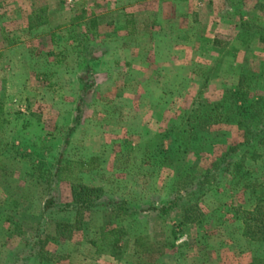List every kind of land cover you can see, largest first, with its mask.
<instances>
[{
	"label": "rangeland",
	"instance_id": "1",
	"mask_svg": "<svg viewBox=\"0 0 264 264\" xmlns=\"http://www.w3.org/2000/svg\"><path fill=\"white\" fill-rule=\"evenodd\" d=\"M170 1L166 8L155 2L154 9L168 14L163 24L162 15L152 19L158 30L151 40L145 29L134 37L124 28L126 15L147 10L145 0H0V264L12 263L25 249L27 254L37 230L42 240L56 236L57 216L44 213L43 204L58 193L69 196L70 186L40 183L38 165L63 151L69 158L102 154L107 194L125 197L141 210L162 205L179 191L183 198L167 215L149 210L116 223L126 230L120 260L110 252L92 256L91 240L101 223L94 211L64 248L71 254L46 264H264V242L245 238L241 213L254 208V191H264V146L256 145V155L251 154L239 146L245 137L237 124H211L192 113L201 109L200 101L222 100L241 75L251 80L252 95L264 94V42L259 39L264 0ZM81 15L83 20L72 21ZM39 16L48 22L37 25ZM139 20L147 18L140 14ZM251 36L256 37L250 41ZM123 41L129 43L124 50ZM151 42L157 59L167 53L163 44L180 58L163 76L169 97L151 102L149 113L139 119L141 124L148 116L149 122L136 130L115 114L95 115L118 105L107 93L135 88L132 51ZM105 54L109 57L102 59ZM87 65H95V72H87ZM83 95L81 118L88 126L67 145ZM173 129L186 147L169 153L175 137L162 134ZM233 145L240 150L227 160L226 170L223 155ZM241 160V167L232 165ZM208 169L217 179L203 190L196 185ZM95 175L90 177L97 180Z\"/></svg>",
	"mask_w": 264,
	"mask_h": 264
},
{
	"label": "trees",
	"instance_id": "2",
	"mask_svg": "<svg viewBox=\"0 0 264 264\" xmlns=\"http://www.w3.org/2000/svg\"><path fill=\"white\" fill-rule=\"evenodd\" d=\"M39 18L41 20L38 21L37 25H44L48 22L47 17L39 16ZM83 19L84 16L81 15L73 18L72 21H81ZM93 24H96V21H93ZM253 37L255 38L256 36H251V38H249L250 41H252ZM259 39L261 42H264V31L259 32ZM86 71L92 73L95 72L91 65H87ZM85 79L86 76L79 77L80 82H84ZM250 82L251 80H248L246 76L241 75L237 87L226 89L222 100L216 103L200 101L202 104L201 109H194V112L192 113L195 115V118L199 117V120L209 119L211 124H237V126L244 131L245 137L244 143L239 146L246 147L249 150V153L256 155L257 152L254 149L255 146H264V94L252 95L250 88L252 87V83ZM245 87L246 89H244ZM84 88H86V85ZM88 94H90V90L85 93V95ZM85 95L79 98L75 124L69 129V134L65 141L66 144L69 143L70 136L80 123L82 103L85 101ZM0 110H2L1 106ZM175 131H178V129H173L162 134L163 138H172V136L175 137L172 140L173 145L171 150H169V153H172V151H175L177 148H182V146L186 147L181 142L180 133L178 135ZM176 134L178 137H176ZM177 139H179V141ZM239 146H231L227 153L223 155V161H226L227 164L226 170H229V167L231 166V162L227 160L239 152ZM97 162L98 158H92L88 162L69 160L64 151L62 153H58L57 155H53L52 160L49 162L42 161V163L38 165L39 173L41 172L38 175L39 182L43 184L42 180H46V183L50 182V186L52 184V186H54L57 181L69 182L72 184L73 194L72 203L59 207H56L55 198L49 197L43 204V211L44 213H52L56 211L73 212L75 215L73 223L67 220L56 222V237L63 240L71 239L75 230L82 229L83 221L87 216V213L94 211L97 212L101 215V223L98 225L99 235L96 239L91 240V243L96 247L97 254L110 252V255H112L115 259L120 260L119 258L122 250L126 247V243H122V236L126 234V230L121 229L119 227L120 225L117 224H119L121 220L126 217L137 219L140 217V214L148 212L149 210L167 215L181 203V199L183 197L180 193L181 191L176 192L174 198L170 196L166 200H163L162 205L159 206L152 204L150 207L151 209L148 211L143 209L141 210L139 205L133 204L131 201L124 198H111L109 200H103V189L84 184L79 176L80 172L95 168L97 166ZM242 162L243 160L238 163L233 162L232 165L241 167L243 165ZM219 164V162H216L214 165L218 168ZM212 172L213 171L211 169H208L202 178L199 179L196 186L205 190V187L208 186L211 178L217 179L216 175H213ZM188 185H190V183ZM203 190L201 191L204 192ZM254 192L257 194V202L254 208L251 210L241 211L245 225L243 234L248 241L264 242V191H261L260 193L257 191ZM193 208L194 206L189 207L188 210ZM186 220H192L191 216L187 215ZM41 236L42 233L37 230L35 236L33 237V241L28 244V246L31 245V250L26 254L24 253L25 249L22 253H20L22 255H18L16 259L9 264H29L34 258H37L43 263L53 262L54 257L63 260L64 257L62 255L56 256L46 250L47 242L51 237H46L45 240H42ZM260 262L264 263V261Z\"/></svg>",
	"mask_w": 264,
	"mask_h": 264
},
{
	"label": "crops",
	"instance_id": "3",
	"mask_svg": "<svg viewBox=\"0 0 264 264\" xmlns=\"http://www.w3.org/2000/svg\"><path fill=\"white\" fill-rule=\"evenodd\" d=\"M155 2L163 3L161 5H163L162 7H164V8L173 4L172 1H170V0H145L144 4H145V7L147 10L140 9V10L136 11V13H131V14L129 13L128 15H126V17H125L126 20H125V25H124L125 31L128 32L129 34L134 35V37H135V36L139 35L141 29L142 30L145 29L148 33H151L150 37H151V40H153L152 34L153 33L155 34L157 32L158 26L155 25V23L152 21V19H155L156 17H160L162 15L163 21H160V20H158V21L162 22V24H163V22L167 21L166 16L168 14V12L165 10L160 11V9H154ZM140 14H143V16H146L147 21L141 23V21L139 20ZM165 27L166 26L163 25L162 28H165ZM158 36L155 35L156 39L159 38ZM148 45L149 46L143 45L142 48H139L137 50L132 51V58H133L132 62H133V73H134L133 77H132V82L135 83V88H132V89L123 88V90H119V91L116 90L115 95H111L110 93H107V95L109 94L108 96L114 97V99L116 100V103L118 105L110 106V107L107 106L105 109L100 108L99 109L100 111L95 112V115L96 114H103V113L104 114L110 113L112 115L115 114V115H117V118H119V120L125 119L126 121H128L127 124L129 127L132 126L131 127L132 129H135L136 126H137V128H140L142 126L144 127V125H145L144 123L147 124L149 122L148 116H143V123H141V124H140L139 119L141 117V114L149 113L148 110L151 109V107H152L151 102H153L154 100L162 101V99L169 97L168 96L169 93L166 94V91L168 89L166 87V83L164 81L165 78L163 79V76L166 75V72L169 69H171L172 66L174 65V63L176 61H179L180 58L175 57V55H171V52L168 51V49L169 50L171 49L170 45H169L170 47L166 48V45L163 44L162 49L165 53L167 51V53L165 54L163 60L157 59L155 51L151 50V48H150V46L152 45V42H151V44L149 43ZM128 47H129V43L126 41H125V43L123 41L120 45V49H123V50L128 48ZM172 49H179V48L178 47H172ZM185 49H186V47H185ZM212 51H211V53L214 54L215 53L214 49H212ZM204 54H207V51L205 53L204 52L200 53V56H202ZM186 55H188V53ZM103 57L107 58V57H109V55L105 54L104 56H101L102 59H104ZM182 58H184V57H182ZM106 61H107V59H106ZM93 68L95 70L96 66L93 65ZM161 80H163V81H161ZM217 80H218V78L213 79L212 83L217 81ZM105 81L107 83H109L111 81V78L107 77V78H105ZM159 82H162V84ZM111 83H112V81H111ZM145 84H148L149 86L155 87L156 90H153L152 92L146 91L145 90L146 87L145 88L143 87V86H145ZM155 85H157V86H155ZM115 86H117V85H115ZM76 113H77V109H76ZM84 126H88V125L86 124V122H84V120L82 123V118H81L80 123L76 127V130L70 136L69 143L67 145L70 144V140L73 136H74L73 138L76 141V139L78 138V134L81 131H83L82 128ZM163 126H164V124H163ZM101 156H102V154L96 152V153H93L88 158H69L68 156H67V158L69 160L85 161V162H88L92 158H98V162L96 163L97 166L95 168H93L91 170H84V171L79 173V176L82 179V182L84 184L91 186V187L102 188L103 192H104L103 200H109L111 198L118 199L119 197L108 195L106 188L104 187L103 183L101 182V178H102L101 177V174H102L101 168H102V163H103ZM92 173L96 174L95 176L98 177L97 180H93L90 177ZM67 183L69 184L67 186H70L71 193H69V196H67V197H62L61 194L58 193V197H55L56 207L66 205V204H70L73 201L72 184L71 183L66 182V181H57L54 186H56L57 189H60L62 184H67ZM122 198L127 200V198H125V197H122ZM122 198H120V199H122ZM52 213H53V215L57 216V221L67 220V221L73 223L75 220V215L73 214V212L56 211V212H52ZM68 244H70V240H63V239L58 238L56 236L51 237L47 242L46 250L49 251L53 255L55 254V255H62V256L67 255V256H69L71 253L70 252L65 253V251H64L65 250L64 248L67 247ZM67 250H69V249H67ZM106 253H108V252H103L101 254H97V251L95 250V251H93L92 256L99 257L102 255H106ZM108 256L115 259L110 254ZM115 260H117V259H115ZM32 262L33 263L35 262L37 264H46V263L41 262L37 258H34L30 263H32Z\"/></svg>",
	"mask_w": 264,
	"mask_h": 264
}]
</instances>
